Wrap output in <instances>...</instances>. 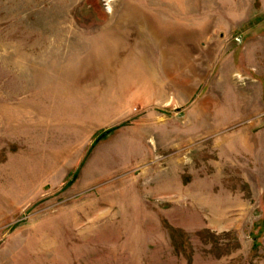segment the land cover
Here are the masks:
<instances>
[{"label": "rangeland", "instance_id": "rangeland-1", "mask_svg": "<svg viewBox=\"0 0 264 264\" xmlns=\"http://www.w3.org/2000/svg\"><path fill=\"white\" fill-rule=\"evenodd\" d=\"M0 264H264V0H0Z\"/></svg>", "mask_w": 264, "mask_h": 264}]
</instances>
